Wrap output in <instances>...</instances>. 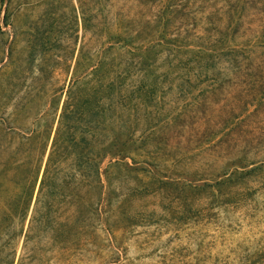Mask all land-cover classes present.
I'll return each instance as SVG.
<instances>
[{
	"label": "rangeland",
	"instance_id": "374dc122",
	"mask_svg": "<svg viewBox=\"0 0 264 264\" xmlns=\"http://www.w3.org/2000/svg\"><path fill=\"white\" fill-rule=\"evenodd\" d=\"M213 38L217 72L183 69ZM142 44L153 63L130 67L120 93L144 97L148 85L146 118L130 122L129 166L103 164L106 203L117 213L123 194L150 176L206 192L184 221L164 192L136 197L128 227L99 229L95 245L57 264H244V250L264 251V0H0V142L16 147L49 105L58 119L71 89L100 97L99 81L114 75L96 76L97 67L127 61ZM142 143L160 154L136 150ZM229 175L239 186L218 193Z\"/></svg>",
	"mask_w": 264,
	"mask_h": 264
},
{
	"label": "trees",
	"instance_id": "16d2710c",
	"mask_svg": "<svg viewBox=\"0 0 264 264\" xmlns=\"http://www.w3.org/2000/svg\"><path fill=\"white\" fill-rule=\"evenodd\" d=\"M214 39L210 51L186 59L183 69L188 68L195 76L205 72V78L209 72H217L216 65L221 58L216 51L219 42ZM136 47V52L126 50L127 61L110 65L102 63L94 71L96 76L99 73L101 76L105 73L114 75L101 81L100 76L97 77L102 90L100 97H72L71 89L58 119L54 105H49L47 111L51 109V114L38 116L35 128L29 135L22 136L16 147H5L0 142V264H57L72 260L95 245L99 229L113 236L115 228L128 227L130 208L136 197L164 192L171 205L175 203L184 208L177 220L184 221L193 216L191 203L196 197L200 199L205 189L201 188V191L200 186L182 184L177 180L162 182L151 176L139 179L140 189L123 194L117 213L113 212L110 201L106 203L110 186L103 180L106 171L103 164L109 159L112 167L129 166L126 161L128 146L133 143L130 122L135 120L137 125L145 120L141 106L150 100L149 87L145 84L139 88L144 97H123L120 93L123 84L120 79L130 75V67L139 66L144 72L153 63L149 61L151 54L144 44ZM121 62L125 63L123 70H119ZM113 65L118 68L114 69ZM186 81L190 83L188 78ZM1 129L0 120V133ZM140 149L147 155L160 154L147 149L144 143L136 147V150ZM186 164L176 160L172 165L182 167ZM237 178L229 175L217 181L214 185L218 193L224 186L237 188ZM225 194L229 196V192ZM211 196L213 198L215 194ZM244 251V264H256L264 259V251L257 257Z\"/></svg>",
	"mask_w": 264,
	"mask_h": 264
}]
</instances>
